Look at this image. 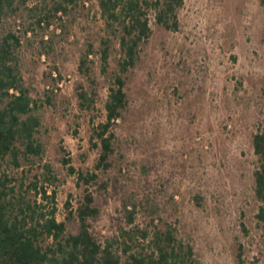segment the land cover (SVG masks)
<instances>
[{
    "label": "rangeland",
    "instance_id": "rangeland-1",
    "mask_svg": "<svg viewBox=\"0 0 264 264\" xmlns=\"http://www.w3.org/2000/svg\"><path fill=\"white\" fill-rule=\"evenodd\" d=\"M178 19L176 31L151 23L152 35L126 77L129 105L116 126L126 165L95 231L105 238L120 228L146 229L148 197L160 208L161 218L179 220L180 235L191 241L202 264H237L239 241L245 247V264H264V228L254 218L256 158L251 143L256 122L264 117V9L258 0H183ZM62 21L65 31L55 26L46 31V38L53 34L55 39L48 55L38 56L28 46L23 52L34 96L43 98L45 89L53 87L51 104L42 109L41 130L60 212L68 195L75 204L79 192L76 175L67 171L61 157H70L75 169L92 168L96 153L89 137L92 125L102 118L108 85L98 54H92L96 108L87 112L78 107L80 52L87 41L97 52L103 35L95 1L85 2L74 18ZM117 58L114 41L109 73ZM41 171L27 166L17 170L27 175L26 184ZM123 193L134 194L141 203L133 223L119 213ZM30 194L35 196L34 190Z\"/></svg>",
    "mask_w": 264,
    "mask_h": 264
},
{
    "label": "trees",
    "instance_id": "trees-1",
    "mask_svg": "<svg viewBox=\"0 0 264 264\" xmlns=\"http://www.w3.org/2000/svg\"><path fill=\"white\" fill-rule=\"evenodd\" d=\"M88 1L0 0V264H202L191 241L180 235L179 220L161 218L160 208L148 197L144 199L150 216L146 229L120 228L117 234L105 238L95 231L102 208L116 192L126 165L116 130L129 105L126 77L152 35V22L167 30L179 29L178 12L183 0H94L103 35L97 52L92 41H87L80 52V79L75 88L78 107L87 112L96 108L92 54H98L100 72L108 79L107 95L102 118L91 127L89 141L96 153L92 168L75 169L70 157H61L67 171L76 175L79 192L75 204L69 194L63 210L57 207L56 176L45 161L47 144L41 130L42 109L51 104L53 87L45 89L43 98L34 96L25 77L23 52L28 46L38 56L48 55L55 39L53 34L46 38V31L51 26L65 31L63 17L74 18ZM258 3L264 9V0ZM114 41L118 58L116 68L109 73ZM261 96L264 101V72ZM94 118L92 114V123ZM256 123L251 138L256 158L252 193L256 224L264 228V117ZM22 166L42 171L35 181L26 184L27 175L17 172ZM119 199V213L127 223H133L141 203L134 194L123 193ZM240 228L248 235L243 221ZM244 254V244L239 241L235 249L237 264H245Z\"/></svg>",
    "mask_w": 264,
    "mask_h": 264
}]
</instances>
